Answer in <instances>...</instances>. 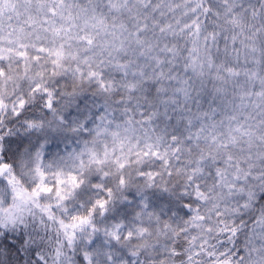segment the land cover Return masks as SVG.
Here are the masks:
<instances>
[{
    "label": "snow or ice",
    "instance_id": "1",
    "mask_svg": "<svg viewBox=\"0 0 264 264\" xmlns=\"http://www.w3.org/2000/svg\"><path fill=\"white\" fill-rule=\"evenodd\" d=\"M0 264H264V0H0Z\"/></svg>",
    "mask_w": 264,
    "mask_h": 264
}]
</instances>
